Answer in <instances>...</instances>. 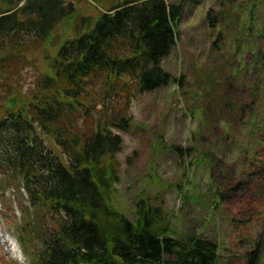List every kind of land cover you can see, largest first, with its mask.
I'll return each instance as SVG.
<instances>
[{
    "label": "trees",
    "instance_id": "16d2710c",
    "mask_svg": "<svg viewBox=\"0 0 264 264\" xmlns=\"http://www.w3.org/2000/svg\"><path fill=\"white\" fill-rule=\"evenodd\" d=\"M181 12L167 0H0V62L58 38L30 97L9 116L0 107V202L13 216L6 194L19 196L15 240L27 264H219L213 241L173 235L162 202L140 194L134 220L115 204L122 139L112 128L130 127L135 94L181 85L160 67L175 48ZM92 85L121 97V116L114 109L109 126L92 120ZM216 98L221 109H242ZM258 246L247 264H256Z\"/></svg>",
    "mask_w": 264,
    "mask_h": 264
},
{
    "label": "rangeland",
    "instance_id": "374dc122",
    "mask_svg": "<svg viewBox=\"0 0 264 264\" xmlns=\"http://www.w3.org/2000/svg\"><path fill=\"white\" fill-rule=\"evenodd\" d=\"M167 1L182 12L175 48L160 67L182 83L135 94L127 111L130 127L112 128L122 139L115 204L134 220L138 196H149L153 204L162 202L174 236L213 241L219 264H247L257 243L256 264H264V4ZM55 42L6 52L0 62L2 109L16 96L17 112L30 97L47 74ZM86 93L94 123L106 120L109 126L114 109L121 116V97L101 85ZM216 96L242 109H221ZM44 143L61 154L52 140ZM6 195L14 214L0 202V264H27L15 241L22 216L13 200L19 196L13 190Z\"/></svg>",
    "mask_w": 264,
    "mask_h": 264
},
{
    "label": "water",
    "instance_id": "95a60500",
    "mask_svg": "<svg viewBox=\"0 0 264 264\" xmlns=\"http://www.w3.org/2000/svg\"><path fill=\"white\" fill-rule=\"evenodd\" d=\"M16 106H17V97L16 96L10 97L4 106L5 113L9 115L15 110Z\"/></svg>",
    "mask_w": 264,
    "mask_h": 264
}]
</instances>
